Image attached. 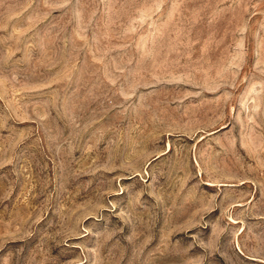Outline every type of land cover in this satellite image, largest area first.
I'll use <instances>...</instances> for the list:
<instances>
[{"label":"rangeland","instance_id":"rangeland-1","mask_svg":"<svg viewBox=\"0 0 264 264\" xmlns=\"http://www.w3.org/2000/svg\"><path fill=\"white\" fill-rule=\"evenodd\" d=\"M0 264H264V0H0Z\"/></svg>","mask_w":264,"mask_h":264}]
</instances>
